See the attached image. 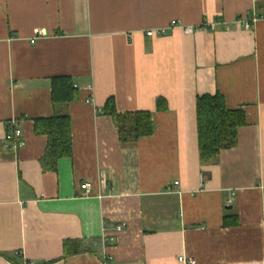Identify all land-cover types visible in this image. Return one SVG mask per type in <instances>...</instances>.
I'll return each mask as SVG.
<instances>
[{
  "label": "crops",
  "instance_id": "1",
  "mask_svg": "<svg viewBox=\"0 0 264 264\" xmlns=\"http://www.w3.org/2000/svg\"><path fill=\"white\" fill-rule=\"evenodd\" d=\"M253 16L264 0H0V264H264V19L236 22ZM215 94L247 125L204 163L196 102ZM111 98L153 134L122 143ZM55 115L73 154L49 172L34 121ZM13 122L25 146L6 150Z\"/></svg>",
  "mask_w": 264,
  "mask_h": 264
},
{
  "label": "trees",
  "instance_id": "2",
  "mask_svg": "<svg viewBox=\"0 0 264 264\" xmlns=\"http://www.w3.org/2000/svg\"><path fill=\"white\" fill-rule=\"evenodd\" d=\"M52 101L54 104L68 105L73 101L76 89L70 77H56L52 84ZM159 110H164L160 102ZM196 124L198 152L204 163L212 162L221 152L237 146L238 132L247 125L243 110L227 108L221 94L204 95L196 102ZM105 113L117 119L119 140L122 143H136L141 137L153 134L152 115L140 111L122 116L116 112L114 99L105 106ZM72 123L68 115H55L52 118L42 117L34 121V130L38 136L47 137V148L42 159L44 171L55 172L60 159L70 158L73 154ZM80 244L66 241L64 257L80 252Z\"/></svg>",
  "mask_w": 264,
  "mask_h": 264
},
{
  "label": "built area",
  "instance_id": "3",
  "mask_svg": "<svg viewBox=\"0 0 264 264\" xmlns=\"http://www.w3.org/2000/svg\"><path fill=\"white\" fill-rule=\"evenodd\" d=\"M259 19H264V17L263 16H261V17L253 16V17L248 18V19L239 18L236 20V22H238L243 28L248 30V29H250L251 24L255 23ZM217 25L218 24H216V23H208L207 25H205V27L209 26V28H211L212 30H215ZM187 32L192 33L193 29L187 28ZM159 33H160V31L151 30V31H148L146 33V35L148 37H151V36L157 35ZM4 142H5L4 148L6 150L9 149L10 145H13V147L15 149H19V148H22L25 146L24 142H23V131H21V129L18 128L14 122L8 126L7 133H6L5 138H4ZM178 184L179 183H176V185H178ZM86 188H89V185H86ZM117 227H118L117 228L118 231L123 230L122 226L119 225ZM179 262L182 264H195L194 260H192L191 258L187 259L186 257H183V256L179 257ZM25 264H31V263H25Z\"/></svg>",
  "mask_w": 264,
  "mask_h": 264
}]
</instances>
